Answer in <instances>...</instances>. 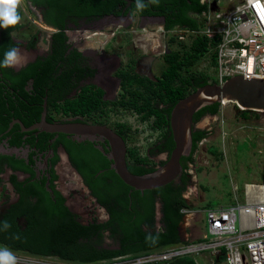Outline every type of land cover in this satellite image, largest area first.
<instances>
[{
	"label": "trees",
	"instance_id": "16d2710c",
	"mask_svg": "<svg viewBox=\"0 0 264 264\" xmlns=\"http://www.w3.org/2000/svg\"><path fill=\"white\" fill-rule=\"evenodd\" d=\"M33 8H42L45 11V21L53 25L56 31L51 36L50 55L37 59L35 65L20 69L13 73L9 68H0V75L6 82L0 85V114L5 112V103H9V97L3 90L19 92L25 96L24 86L29 79L33 80L34 88L41 87L43 79L38 68L44 62H56L60 47L64 41L62 30L63 18L69 16L86 17L90 15L101 17L110 13L112 8L121 0H26ZM192 7L191 13L199 16L206 10L205 4L199 0H188ZM19 15L21 12L18 10ZM172 25L196 30L199 23L195 18L185 15L177 17L165 28ZM20 23L8 29L0 28V60L10 48H16L13 41V33L19 30ZM189 53L185 54L183 62H165V68L161 79L157 83L154 98L158 108L147 101L143 107L136 105L127 107L130 112L137 114L138 121L148 123L152 131H159V138L147 148L144 155L135 148H127L125 155L126 168L133 175H145L162 165L173 148L168 117L171 108L180 99L184 98L195 89L206 84H215L210 81V76L204 73H192L191 68L204 56H208L209 67L214 66V54L210 52L212 45H207L203 38L195 37L189 44ZM210 52V53H209ZM174 60V59H173ZM51 68L53 66L51 65ZM41 103V100L38 101ZM94 102V103H93ZM97 96L79 97L67 100L64 105V113L71 115L91 116L99 105ZM55 107V106H54ZM219 104H212L198 110L192 117V123L197 122L203 116L218 114ZM40 109L33 110L36 118ZM256 112L238 111L236 117L247 121L256 118ZM117 130L123 140L129 139V129L125 124H119ZM5 126L0 125V132ZM210 134L205 130H192L191 150L193 155L201 140ZM65 147L68 160L90 196L96 203L103 207L108 219L103 224H83L70 213L63 205L62 198L56 194L54 201L44 192H39L33 183L27 180L19 182L11 175L8 183L18 195L16 203L7 206L0 213V246L7 247L13 252H22L35 257H51L71 264H90L99 261H109L120 256H135L150 250H158L164 247L180 244L178 228L184 214L181 209H190L189 204L181 197L185 191L183 181L171 183L153 190L141 192L131 190L124 185L109 169V163L103 154L95 150L91 145L70 144ZM211 154H216L208 149ZM166 153V159L156 166L153 157ZM183 157L180 158L181 164ZM189 164L193 160L189 159ZM3 166L11 171L25 170L22 163L13 162L10 159L0 158V174ZM23 186V187H22ZM159 205L158 226L155 222V204ZM10 227L5 230L4 222ZM107 232L118 249H102V234ZM157 264H195L190 257H182L175 260Z\"/></svg>",
	"mask_w": 264,
	"mask_h": 264
},
{
	"label": "flooded vegetation",
	"instance_id": "af4514ba",
	"mask_svg": "<svg viewBox=\"0 0 264 264\" xmlns=\"http://www.w3.org/2000/svg\"><path fill=\"white\" fill-rule=\"evenodd\" d=\"M121 2L122 4H117L110 13L101 17L90 15L88 18L77 16L63 18L64 41L58 59L56 62H44V65L38 68L43 79L42 86L34 88L33 80L29 79L24 86L25 96L18 91L3 90L2 92L9 97V103H5V112L0 114V125L5 126L0 132V158L22 163L25 170L11 171L3 166L0 183L2 178L8 183L10 176L14 175L19 182L27 180L33 183L35 188L40 190L39 192L42 190L53 201L58 194L67 210L83 224H103L108 216L106 210L90 196L80 176L71 166L65 147H70V144H89L97 151L96 147H101L106 154L107 144L104 141L78 142L72 135L46 133L34 128L40 122L42 110L44 109V121L48 124L81 122L107 126L117 133L119 124H125L128 128L130 126L119 119L111 121L112 115L119 117L130 114L138 121L137 114L130 112L127 107L135 104L137 108H141L149 101L158 108H165L163 105H157V100L154 98L165 62H183L185 54L189 53V44L192 41L183 33V29L186 28L177 25H172L170 28L165 26L182 15L196 19V15L190 11L192 4L188 0H158L157 4H149L143 12L136 11L135 0H128V3L122 0ZM147 2L148 0H145V3ZM199 2L203 1L199 0ZM26 3L35 10L39 22L37 24L39 28L35 26L33 28L38 32L39 29L46 28L49 32L44 39L45 47L40 49L37 47L39 38L36 33L30 34L25 41H17L13 38L18 44L16 48L26 54L25 62L21 67L9 68L13 73L28 66L32 67L37 59L48 57L51 36L56 31L53 25L45 21L44 9L33 8L28 1ZM86 39H90L87 46L83 42ZM148 40H152L153 43H148ZM5 84L0 75V85L3 87ZM97 96L100 103L94 111H91V116L64 113L67 100ZM39 100L41 103L38 102ZM37 109L40 111L36 118L32 115V111ZM195 123H192V130L202 131L194 127ZM159 133L157 130L155 141L159 138ZM123 141L125 144L128 142V140ZM162 154L164 159L154 161L156 166L166 159V153ZM62 158L91 199L93 207L90 206L83 213L86 214L84 221H81L82 214L74 212L68 204L70 196L75 193L65 194L58 188L59 176L56 169ZM189 159L193 160V164L188 163ZM194 165L195 153L183 157L180 164L181 171L175 182L183 181L186 186L185 191L195 185L192 181ZM8 185L9 196L4 197L1 204L4 208L18 200L17 193L9 183ZM185 191L181 195L184 200ZM140 194L142 197V192ZM159 217V205L156 203V226ZM102 237L100 248L118 249V246L108 238L107 232H104ZM104 241H110L112 245L106 246Z\"/></svg>",
	"mask_w": 264,
	"mask_h": 264
},
{
	"label": "built area",
	"instance_id": "2783aa9c",
	"mask_svg": "<svg viewBox=\"0 0 264 264\" xmlns=\"http://www.w3.org/2000/svg\"><path fill=\"white\" fill-rule=\"evenodd\" d=\"M226 2V7H219V1L216 6L203 1L206 10L196 16L199 27L183 29V33L190 40L199 37L207 45L213 44L209 50L214 54L215 84L234 76L264 80V0ZM221 136L223 139L225 134ZM232 190L237 192L235 187ZM190 212L180 210L184 215ZM202 214L204 230L195 241L90 264H157L204 254L211 264H219L220 259L221 264H264L263 183H245L228 204L204 209ZM13 254L17 264H65L49 262L47 259H55L51 257Z\"/></svg>",
	"mask_w": 264,
	"mask_h": 264
},
{
	"label": "rangeland",
	"instance_id": "374dc122",
	"mask_svg": "<svg viewBox=\"0 0 264 264\" xmlns=\"http://www.w3.org/2000/svg\"><path fill=\"white\" fill-rule=\"evenodd\" d=\"M207 1V0H202ZM212 6H216L219 1V7H226V0H210ZM21 12V27L13 33V38L17 41H25L30 34H37L39 42L37 47L44 48L46 28L36 31L37 25L36 12L25 0L18 8ZM35 26V28H33ZM90 39L84 40L85 46L89 44ZM152 44V40H148ZM26 57L25 53H21ZM210 59L204 56L192 68V73H204L210 76V81L215 82L214 72L208 63ZM218 114L214 116H203L198 120L194 127L209 131L210 134L197 145L195 151V167H193L192 181L194 186L188 187L184 193L185 201L190 206V213L183 216L181 221L180 233L185 241H195L203 230L202 210L228 204L233 196H237L245 183H263L264 184V113L256 112V118H250L247 121L239 120L236 117L239 108L231 103H220ZM119 121H125L129 126V139L127 148H135L137 152L144 155L147 148L155 142L156 131L149 128L148 123H140L135 116L125 114L115 117ZM225 136L222 139L221 134ZM208 149H212L216 154H211ZM164 159L160 154L152 158L153 161ZM56 172L59 176L57 181L58 188L63 193L74 192L68 201L71 209L82 214L81 221L86 220L85 211L90 208L91 199L87 196L85 189L81 186L78 178L68 169L62 161L59 162ZM3 177V175H2ZM235 187L236 191L232 192ZM10 188L5 179L0 183V213L3 209L4 197L9 196ZM234 194V195H233ZM5 203V202H4ZM93 207V206H92ZM106 246H111L110 241H104ZM204 257L206 261H204ZM49 262H56V259H47ZM195 264H211L207 260L206 254L192 258ZM60 261V260H59ZM222 260L220 259L219 264ZM63 263V261L58 262ZM65 264H68L64 262ZM70 264V263H69Z\"/></svg>",
	"mask_w": 264,
	"mask_h": 264
},
{
	"label": "water",
	"instance_id": "95a60500",
	"mask_svg": "<svg viewBox=\"0 0 264 264\" xmlns=\"http://www.w3.org/2000/svg\"><path fill=\"white\" fill-rule=\"evenodd\" d=\"M122 1L128 3V0ZM223 102L234 104L240 111L264 113V80L234 76L224 80L220 85L201 86L177 101L168 117L173 148L162 165L156 167L151 173L140 176L133 175L127 170L126 144L107 126L81 122L48 124L44 121L43 109L40 122L34 128H39L46 133L72 135L78 142L104 141L107 144L106 154L101 147L96 148L110 162L109 169L131 190L143 192L163 187L176 179L181 171L180 158L188 156L191 150L193 115L203 107ZM156 209L158 213V206ZM180 228L181 224L178 237L179 242L183 243L185 240L181 237Z\"/></svg>",
	"mask_w": 264,
	"mask_h": 264
},
{
	"label": "clouds",
	"instance_id": "9594fccd",
	"mask_svg": "<svg viewBox=\"0 0 264 264\" xmlns=\"http://www.w3.org/2000/svg\"><path fill=\"white\" fill-rule=\"evenodd\" d=\"M23 0H0V28L8 29L14 27L21 20L18 8ZM158 0H135V8L138 12H143L149 4H157ZM25 62V57L18 48H10L4 53L3 60H0V68L21 67ZM10 225L5 221L4 229L7 230ZM0 264H17V258L7 247H0Z\"/></svg>",
	"mask_w": 264,
	"mask_h": 264
},
{
	"label": "crops",
	"instance_id": "0c3cea01",
	"mask_svg": "<svg viewBox=\"0 0 264 264\" xmlns=\"http://www.w3.org/2000/svg\"><path fill=\"white\" fill-rule=\"evenodd\" d=\"M3 210H4V207H3L2 211H3ZM2 211H1V212H2Z\"/></svg>",
	"mask_w": 264,
	"mask_h": 264
}]
</instances>
